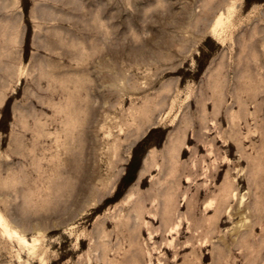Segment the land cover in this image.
<instances>
[{"label":"rangeland","instance_id":"rangeland-1","mask_svg":"<svg viewBox=\"0 0 264 264\" xmlns=\"http://www.w3.org/2000/svg\"><path fill=\"white\" fill-rule=\"evenodd\" d=\"M0 214V264H264V0H0Z\"/></svg>","mask_w":264,"mask_h":264},{"label":"trees","instance_id":"trees-1","mask_svg":"<svg viewBox=\"0 0 264 264\" xmlns=\"http://www.w3.org/2000/svg\"><path fill=\"white\" fill-rule=\"evenodd\" d=\"M136 150V149H135ZM129 172H127L125 175H124V177H123V179H122V182H126V180L129 178ZM121 186V185H120Z\"/></svg>","mask_w":264,"mask_h":264},{"label":"bare ground","instance_id":"bare-ground-1","mask_svg":"<svg viewBox=\"0 0 264 264\" xmlns=\"http://www.w3.org/2000/svg\"><path fill=\"white\" fill-rule=\"evenodd\" d=\"M2 220V215L0 214V221ZM3 221V220H2ZM6 229H8L7 225L5 226Z\"/></svg>","mask_w":264,"mask_h":264}]
</instances>
